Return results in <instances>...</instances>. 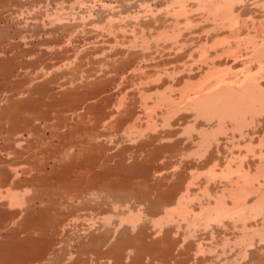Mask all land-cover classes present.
Wrapping results in <instances>:
<instances>
[{"label":"rangeland","instance_id":"rangeland-1","mask_svg":"<svg viewBox=\"0 0 264 264\" xmlns=\"http://www.w3.org/2000/svg\"><path fill=\"white\" fill-rule=\"evenodd\" d=\"M237 1L228 3L237 14L229 26L199 0H0V264H264V207L201 221L199 206L217 193L225 206L237 203L224 165L207 162L203 115L186 99L215 80L211 63L237 67L226 76L243 62L257 71L245 33L261 36L255 18L264 1ZM221 138L208 140L220 158L229 149ZM163 209L173 210L169 219L155 221ZM40 222L48 223L47 239L28 231ZM96 235L108 236L101 248L109 252L126 236L146 242L119 248L116 260L89 253L84 243Z\"/></svg>","mask_w":264,"mask_h":264},{"label":"bare ground","instance_id":"bare-ground-1","mask_svg":"<svg viewBox=\"0 0 264 264\" xmlns=\"http://www.w3.org/2000/svg\"><path fill=\"white\" fill-rule=\"evenodd\" d=\"M195 1V0H194ZM201 2V4L203 5H206L208 6V8L210 7V9H216V10H221L222 11V15L223 16H226L228 17L229 21H227V23H229V26L230 24L232 25L233 23L232 22H237V14L236 15H233V12L234 10H232V8L229 6L230 4V1L232 0H199ZM240 1V0H239ZM237 1V3L239 2ZM254 1V0H253ZM257 1V0H256ZM255 1V2H256ZM264 1V0H263ZM262 1V3H263ZM199 2V4H200ZM229 3V4H228ZM135 4V3H134ZM192 4V2H191ZM234 4V3H233ZM139 5V4H138ZM201 5V6H202ZM132 6V5H131ZM130 6V7H131ZM181 6V5H180ZM199 6V5H198ZM241 6V5H239ZM264 6V4H263ZM127 7V5H126ZM137 7V5H136ZM135 7V8H136ZM133 8V7H132ZM145 8V7H144ZM143 8V9H144ZM187 8V7H186ZM263 8V7H262ZM128 9V8H127ZM178 9V8H177ZM176 9V10H177ZM181 9L183 10V6H181ZM191 9V8H190ZM175 10V11H176ZM180 9H178L179 11ZM192 10V9H191ZM215 10V12H216ZM260 10V9H259ZM174 11V12H175ZM190 11V10H189ZM211 11V10H210ZM241 11V10H240ZM262 11V10H261ZM264 11V10H263ZM177 12V11H176ZM186 12V11H185ZM212 12V11H211ZM220 12V11H219ZM138 13V12H137ZM153 13V12H152ZM167 13V12H166ZM182 13V12H180ZM237 13V12H236ZM189 14V13H188ZM192 14V13H191ZM221 14V13H220ZM239 14V13H238ZM251 14V13H250ZM185 14H183L184 16ZM208 15V13H207ZM201 16V15H200ZM219 16V15H218ZM239 16V15H238ZM252 16V15H251ZM153 17V16H152ZM188 17V16H187ZM207 17V16H206ZM222 17V16H221ZM224 17V19L226 18ZM253 17V16H252ZM255 17V16H254ZM186 18V17H185ZM240 18V17H239ZM247 18V17H246ZM163 19V18H162ZM176 19V18H175ZM189 19V18H188ZM187 19V20H188ZM196 19V18H195ZM222 19V18H221ZM242 19V17H241ZM248 19V18H247ZM252 19V18H251ZM256 19V23H257V26L258 28L260 27V29L263 31H261V38L258 36V37H255V35L253 36L252 34L250 33H245L249 36V39L251 40L252 42V49L249 53V55H247V60H250L251 61L254 59L256 61V64L257 66L255 68H258L257 71H253L254 68H251V66L247 63L245 64V62H243L242 64V69L240 70L239 73H241L239 75H235V76H232L234 74H229V76H226L228 70L232 71L233 67L235 68V70L237 69V67H235V65H231V63H229V65H224L222 69H220V67L217 69L216 66L214 67V65L211 63V65L208 67L207 66V69H210L209 71L211 72L210 76H213L215 77V80H213V82H211V84L209 86L206 87L205 85V89L203 90H198V91H195L193 92V94L189 95L187 99V103L188 105L190 104V106L192 105L194 108V111L197 110V113L196 115L200 114V115H203V119H202V122L200 121V123L198 124L200 127L198 128H201V132H200V135H201V139H200V142H199V145L200 143L202 142V146L204 147V149H202V151H204V153H207L208 154V159H207V162L210 163V161H212L211 163H213L214 165L219 162V165H224V168L226 169V171H222V175L223 177H225V179H227L228 181V185L231 186L230 188V192L229 194L232 195V198L234 197V199L236 198V200L234 201L235 203H237L236 205H230V206H225L224 204V201L222 202L221 199H219L220 197L217 196V193L212 199H213V204L212 205H205L203 206L202 204L199 206L200 207V214H201V218L204 222L205 221H208L209 219H217V217L219 216H222L223 215H228V214H250V213H255L256 214V211L261 209H263L264 207V74L261 73V76L260 75H257L258 77L255 76V74L259 71V69L262 67L263 62H264V13H262V15L260 14V17L258 18H255ZM253 18V20H255ZM194 20V19H193ZM192 20V22H193ZM203 20V19H202ZM208 20V19H207ZM252 20V21H253ZM179 21V20H178ZM220 21V20H219ZM222 21V20H221ZM224 21V20H223ZM243 21V20H242ZM246 21V20H245ZM248 21V20H247ZM164 22V21H163ZM176 22V21H175ZM174 22V23H175ZM215 22V21H213ZM231 22V23H230ZM160 23V22H159ZM172 23V22H171ZM177 23V22H176ZM150 24V23H149ZM167 24V23H166ZM178 24V23H177ZM209 24V23H208ZM217 24V23H216ZM225 24V23H224ZM242 24V23H241ZM240 24V25H241ZM255 24V23H254ZM135 25V24H134ZM215 25V23H214ZM218 25V24H217ZM223 25V24H222ZM239 25V26H240ZM243 25V24H242ZM241 25V26H242ZM247 25V24H246ZM150 26V25H149ZM229 26H226L228 28H230ZM245 26V23L244 25ZM242 26V27H243ZM152 27V26H151ZM213 27V26H212ZM225 27V26H224ZM248 27V26H247ZM168 28V27H167ZM238 28V31H239V28L240 27H237ZM237 28H235L234 30H231L229 32V35L230 37L232 36V34L235 36V32L237 30ZM255 28V27H253ZM252 28V29H253ZM207 29V28H206ZM213 29H215L213 27ZM249 29V28H248ZM256 29V28H255ZM166 31V29H165ZM238 31L236 33H238ZM255 31V30H254ZM169 32V31H167ZM243 32V31H242ZM241 32V33H242ZM203 33V32H202ZM231 33V34H230ZM168 34V33H167ZM172 34V33H171ZM175 35V34H174ZM228 35V36H229ZM239 35V34H238ZM237 36V35H236ZM240 36V35H239ZM238 36V37H239ZM257 36V35H256ZM194 37V36H192ZM255 37V38H254ZM235 38V37H233ZM256 38H259V40H257ZM189 40V39H188ZM187 40V41H188ZM215 40V39H214ZM225 40V39H224ZM238 39H236L237 41ZM193 41V40H192ZM191 41V42H192ZM202 41V40H201ZM196 42V41H195ZM232 42V41H231ZM239 43V41H238ZM237 43V44H238ZM174 44V43H173ZM176 44V43H175ZM192 44V43H190ZM201 44V43H200ZM172 45V44H171ZM182 46V44H180ZM203 45V44H201ZM227 45V44H226ZM162 46V45H161ZM184 46V45H183ZM199 46V44H198ZM205 46V45H204ZM231 45H227L228 48H230ZM235 46V45H234ZM222 47V46H221ZM226 47V48H227ZM199 48V47H197ZM215 48V47H214ZM224 48V49H226ZM160 49V48H159ZM231 49V48H230ZM169 50V49H168ZM179 50V49H178ZM196 50V49H195ZM201 50V49H200ZM233 50H235L233 48ZM232 50V51H233ZM176 51V50H175ZM194 51V49H193ZM204 51V50H202ZM215 51V50H214ZM231 51V50H229ZM216 52V51H215ZM228 52V51H227ZM249 52V51H248ZM184 53V52H183ZM182 53V54H183ZM191 53V52H190ZM201 53V52H200ZM203 53L202 52V56H203ZM218 53V52H217ZM216 53V54H217ZM223 52L221 53H218L217 55L219 54H222ZM225 53V51H224ZM229 53V52H228ZM171 54V53H170ZM181 54V53H180ZM181 54V55H182ZM206 54V53H205ZM204 54V55H205ZM215 54V55H216ZM236 54V53H235ZM148 55V54H147ZM185 55V54H184ZM228 55V54H227ZM169 56V55H168ZM184 57V56H183ZM182 57V58H183ZM221 57V55L219 56ZM245 57V56H244ZM174 58V57H173ZM211 58H213V56H211ZM215 58H218L215 57ZM214 58V59H215ZM233 58V57H231ZM208 60V59H207ZM211 60V59H210ZM218 62V60H216ZM220 61V59H219ZM228 61V60H227ZM226 61V62H227ZM248 62V61H246ZM250 62V61H249ZM179 63V62H178ZM216 63V62H215ZM252 63V62H250ZM164 64V63H163ZM183 64V63H182ZM181 64V65H182ZM190 64V63H189ZM209 64V63H208ZM207 64V65H208ZM255 65V64H254ZM206 66V65H205ZM171 68V67H170ZM164 69V67H163ZM227 70V71H226ZM238 70V69H237ZM165 71V70H164ZM173 71V70H172ZM189 71V70H188ZM207 71V70H206ZM192 72V71H191ZM263 72V71H261ZM231 73V72H230ZM235 73V72H233ZM237 73V72H236ZM235 73V74H236ZM260 73V72H259ZM205 74V73H204ZM207 75L209 74L206 73ZM196 75V74H195ZM206 75V77H207ZM231 75V76H230ZM203 76V75H202ZM189 78V77H188ZM205 78V77H204ZM203 78V80H204ZM209 78V76H208ZM212 77H210L211 79ZM206 80V79H205ZM208 82V80H207ZM199 83V81L197 82ZM208 84V83H207ZM204 86V85H203ZM181 94V93H180ZM92 98V97H91ZM169 98V97H168ZM87 100V99H86ZM180 101V100H179ZM183 104V103H182ZM77 107V105H76ZM170 107V106H169ZM172 107V106H171ZM172 109V108H171ZM174 109V108H173ZM196 109V110H195ZM167 111H170V110H167ZM166 111V112H167ZM191 111V110H190ZM193 111V110H192ZM195 119V118H194ZM188 121V120H187ZM195 122V121H194ZM193 122V123H194ZM193 125V124H191ZM244 126H249L248 128L246 127L245 129H243ZM188 128V127H187ZM194 130V129H193ZM230 131V134L227 135V133ZM234 131L237 133H234ZM197 133H199V131L197 130ZM174 134V133H173ZM181 134V133H180ZM195 134V133H194ZM193 135V134H192ZM198 135V134H197ZM196 135V139H199V137ZM223 136V138H225V141H224V145H223V148L225 147V149L229 148L226 152L227 155H223L225 156L224 158H220V156L215 153L211 147H209V143L211 142H208L209 138L210 137H213V139L217 136L220 137ZM170 136V135H169ZM235 136H237L235 138ZM221 138V139H223ZM193 139V138H192ZM212 139V138H211ZM218 139V138H217ZM220 139V140H221ZM179 140V139H178ZM196 141V140H195ZM216 141V140H215ZM197 142V145H198V141ZM204 142H208V144L204 143ZM223 142V140H222ZM219 143V142H217ZM244 146V147H243ZM199 147V146H197ZM196 147V148H197ZM240 147H243V150L240 148ZM244 148H245V151H244ZM201 149V147H200ZM169 150V149H168ZM199 150V149H197ZM197 152V151H196ZM218 152V151H217ZM225 153V152H224ZM183 154V153H182ZM198 154H201V152L199 151ZM205 156V154H204ZM203 156V157H204ZM249 156V157H247ZM202 157V158H203ZM206 159V158H205ZM204 160V159H203ZM231 163L234 164V167L231 166ZM212 176L214 175L213 172H210L209 173V176ZM259 177H261L260 180H262V182L259 183V181L257 180ZM256 181V182H255ZM254 182V183H253ZM178 186V185H177ZM178 191V190H177ZM213 191V190H212ZM217 191V190H216ZM171 192V191H170ZM222 192V190H221ZM250 192V193H249ZM185 193V191H184ZM216 193V192H215ZM252 193V195H251ZM14 194V193H13ZM12 194V195H13ZM179 194V193H178ZM221 194V193H220ZM250 194L252 196V202L250 203H247V201H243L245 198L243 196H248ZM11 195V194H10ZM14 196V195H13ZM12 196V197H13ZM11 197V196H10ZM242 197V198H241ZM184 195L183 193L177 198V200L175 201V207H173L174 211L175 210H179L178 212L180 213L181 210H183V208L185 207V205L183 206L184 204ZM223 198V197H221ZM13 199V198H12ZM14 199H16L14 197ZM219 199V200H217ZM173 200V199H172ZM239 200V202H238ZM169 201V200H168ZM182 201H183V204H182ZM233 202V203H234ZM23 203V202H21ZM210 203V202H208ZM28 208V207H27ZM172 209V208H171ZM171 209H163L161 210V215L159 217H157L156 219H154L155 221L159 222V221H166L168 218V215H170L172 211H170ZM261 209V210H262ZM185 210V208H184ZM183 210V211H184ZM260 210V211H261ZM186 211V210H185ZM171 212V213H170ZM258 212V211H257ZM130 214V213H129ZM199 215V214H198ZM197 215V216H198ZM239 216V215H238ZM254 216V215H253ZM133 217V216H132ZM244 217V216H242ZM46 218V217H45ZM55 218V217H54ZM221 217H219L220 219ZM254 218V217H252ZM250 218L249 221L252 219ZM214 219V220H215ZM248 219V218H247ZM195 220V219H194ZM228 220V219H227ZM237 220V219H236ZM243 220V219H242ZM263 220V219H262ZM44 221V220H43ZM210 221V220H209ZM233 221V220H232ZM248 221V220H247ZM190 222V221H188ZM218 222V221H217ZM252 222V221H251ZM47 223V222H46ZM56 223V222H55ZM60 223V221H59ZM156 223V222H155ZM203 223V222H202ZM242 223V221H241ZM263 223V222H262ZM261 223V224H262ZM48 224V223H47ZM47 224H44L43 223H35L33 225H31L30 227H28V231L31 232V231H35L37 230L39 232L40 235H38L36 233V236H35V233H30L31 235L34 234V237H38L39 236H43L42 239H44L48 236H50L51 234L49 233L48 231V228H47ZM167 224V223H166ZM188 224V223H187ZM193 224V223H192ZM204 224V223H203ZM60 225V224H59ZM243 225V224H242ZM257 225V224H256ZM205 226V225H204ZM208 226V224H207ZM167 230L169 231V229L171 230L172 228H169L166 227ZM205 228V227H204ZM243 228V227H242ZM245 228V227H244ZM250 228V227H249ZM264 228V227H263ZM216 229H219L216 227ZM239 229V228H238ZM31 230V231H30ZM68 230V229H67ZM83 230V229H82ZM165 229V231H167ZM221 230V229H220ZM36 231V232H37ZM59 231V230H58ZM75 231V230H74ZM86 231V230H85ZM172 231V230H171ZM219 231V230H217ZM229 231V230H228ZM260 231V230H258ZM264 231V229H263ZM57 232V231H55ZM60 232V231H59ZM76 232V231H75ZM79 232V231H77ZM215 232V231H214ZM27 233V232H26ZM166 233V236H168V240H169V233L165 232ZM246 233V232H245ZM204 234V233H203ZM250 234V233H249ZM263 234V233H262ZM29 235V233L27 234ZM30 235V236H31ZM68 235V234H67ZM78 235V234H77ZM129 235V234H128ZM138 235V234H137ZM142 235V233H141ZM165 235V234H164ZM240 235V234H239ZM73 235H71L72 237ZM97 236V235H96ZM104 236V235H102ZM126 236V235H125ZM132 236V235H131ZM130 236V237H131ZM166 236H164L166 238ZM222 236V235H221ZM254 236V235H253ZM33 237V236H32ZM31 237V238H32ZM68 237V236H67ZM95 237V236H94ZM107 237L106 236V240H107ZM126 241L125 239L123 244L119 246V248L121 250L124 251V249L126 250L130 245L129 243L132 241L131 238L129 236H126ZM129 237V238H128ZM133 237V236H132ZM140 236H138V239H136V237L132 238L136 241V243H138L139 239H141V237L139 238ZM239 237V236H238ZM241 237V236H240ZM243 237V235H242ZM246 237V235H245ZM249 237V236H247ZM251 237V236H250ZM26 239V236L24 237ZM30 238V239H31ZM66 238V237H65ZM64 238V239H65ZM92 237H90L91 239ZM124 238V237H122ZM143 240H144V235H143ZM163 238V237H162ZM162 239L164 240L163 242H167L166 239ZM244 238V237H243ZM29 239V238H28ZM33 239V238H32ZM35 239V238H34ZM37 239V238H36ZM48 238V246H49V249L47 248V250L49 251L50 250V246H53L52 245V239ZM54 239V238H53ZM74 239V238H73ZM104 238H101V235H100V238H95L93 240H89L88 244L87 243H84L85 244V247L86 249L92 253H95L96 256H104V257H107L106 255L110 254L112 257L120 259V249L118 248V246H116L118 249H114V247H112V251L109 252V250H103L101 247L107 242L105 241V243L103 242L105 240ZM172 239V238H171ZM224 239V238H223ZM238 239V238H237ZM58 240V239H57ZM62 240V239H61ZM68 240V239H67ZM66 240V241H67ZM117 240V239H116ZM120 240V239H119ZM133 240V241H134ZM173 240V239H172ZM177 240V239H176ZM175 240V241H176ZM203 240V239H202ZM241 240V239H240ZM245 241V239H243ZM262 240V239H261ZM30 241V240H29ZM45 241V240H44ZM65 242V240H63ZM132 241V242H133ZM134 241V242H135ZM142 241V240H140ZM139 241V243H140ZM145 241V240H144ZM142 241V242H144ZM161 241V240H160ZM170 241V240H169ZM174 241V240H173ZM174 241V243H175ZM178 241H180L178 239ZM177 241V242H178ZM211 241V240H210ZM239 241V240H238ZM237 241V242H238ZM254 241V240H253ZM26 242V240H25ZM58 242V241H57ZM68 242V241H67ZM77 242V241H76ZM122 242V241H121ZM128 242V243H127ZM131 242V243H132ZM133 242V244H134ZM146 242V241H145ZM166 246L167 247H170V242L166 243ZM175 243V244H178V243ZM204 242V241H202ZM227 242V241H226ZM236 242V243H237ZM259 242V241H258ZM31 243V242H30ZM46 243V242H45ZM159 243V242H158ZM172 243V241H171ZM174 243H173V246H174ZM246 243V242H245ZM250 243V241H249ZM248 243V245H249ZM54 244V243H53ZM147 244V243H146ZM145 244V245H146ZM169 244V246L167 245ZM189 244V243H188ZM239 244V243H238ZM20 245V244H19ZM28 245V244H27ZM44 245V244H43ZM69 245V243H68ZM82 245V244H81ZM80 245V246H81ZM102 245V246H101ZM110 245V244H109ZM106 247V248H109L110 247ZM138 245V244H137ZM142 245L144 246V243H142ZM141 245V246H142ZM149 245V247H148ZM152 245V244H151ZM157 243L154 244V249L157 248L156 247ZM182 245V244H181ZM186 245V244H185ZM194 245V244H193ZM197 245V244H196ZM240 245V244H239ZM244 245V244H243ZM243 245L241 247H243ZM247 245V246H248ZM46 246V247H48ZM55 246V245H54ZM65 246V245H64ZM105 246V245H104ZM103 246V247H104ZM112 246H115V245H112ZM136 246V245H135ZM140 246V245H139ZM134 247L136 249H138V247ZM140 246V247H141ZM159 246V244H158ZM160 246L161 248L163 247L162 246V241L160 243ZM172 246V245H171ZM201 246V245H200ZM238 246V245H237ZM82 247L84 248V245H82ZM115 247V248H116ZM139 247V249H140ZM165 247V248H167ZM185 247V246H184ZM199 247V246H197ZM208 247V246H207ZM206 247V248H207ZM240 247V246H239ZM249 247V246H248ZM53 247H51L52 249ZM134 248H130L131 249H134ZM144 248V249H143ZM150 248V244H147L146 247H141V249H143L141 251L140 249V252H146L147 249ZM172 248V247H171ZM170 248V249H171ZM204 248V247H203ZM237 248V247H236ZM45 249V248H44ZM138 249V250H139ZM159 249V248H158ZM164 249V247H163ZM169 249V248H167ZM186 249V248H185ZM240 250V253L243 251V248H239ZM251 249V248H250ZM249 249V250H250ZM54 250V249H53ZM57 250V249H56ZM82 250V249H81ZM80 250V251H81ZM85 250V249H84ZM129 250V248H128ZM166 251V249H164ZM173 250V248H172ZM172 250H168L169 252H171ZM182 250V249H181ZM197 250V249H196ZM252 250V249H251ZM250 250V251H251ZM46 251V250H45ZM52 251V250H51ZM87 251V252H88ZM117 251L119 253H117ZM121 251V253L123 252ZM132 251V250H131ZM134 251L136 252L137 250L134 249ZM149 250H147L146 253H148ZM184 251V250H183ZM203 251V250H202ZM55 252V251H54ZM150 252V251H149ZM195 252V251H194ZM205 252V251H204ZM50 253V252H49ZM59 253V252H58ZM57 253V254H58ZM66 253V252H65ZM75 253V252H74ZM78 253V252H76ZM81 253V252H80ZM200 253V252H199ZM244 253V252H243ZM68 254V253H67ZM116 254H119V256L115 257ZM123 254V253H122ZM137 254V252H136ZM159 254V253H158ZM173 253L171 252L169 255H172ZM177 254V253H176ZM246 254V253H245ZM251 254V253H250ZM263 254V253H262ZM60 255V254H59ZM80 255V254H79ZM78 255V256H79ZM141 254L138 253V257H140ZM167 255V254H166ZM181 255V253H180ZM179 255V256H180ZM186 255V254H185ZM184 255V256H185ZM195 255V254H194ZM240 255V254H239ZM71 256V255H70ZM81 256V255H80ZM178 256V257H179ZM201 256V255H200ZM199 256V257H200ZM210 256V255H209ZM241 256H244V255H241ZM82 257V256H81ZM85 257V256H84ZM137 257V258H138ZM169 257V256H168ZM136 260L139 262L141 260V258L137 259ZM78 259V258H77ZM81 259V258H80ZM170 260V258H168ZM176 259V258H175ZM235 259V258H234ZM254 259V258H253ZM76 260V259H75ZM79 260V259H78ZM52 261V260H51ZM56 261V260H55ZM55 261H52L54 264ZM122 261V260H121ZM136 261V262H137ZM183 261L182 260V264H183ZM194 261V260H193ZM236 261V259H235ZM72 262V261H71ZM75 263H77L76 261H74ZM135 262V263H136ZM141 262V261H140ZM178 262V260H177ZM187 262V261H186ZM185 262V263H186ZM224 262V261H223ZM59 263V262H58ZM126 263V262H125ZM134 263V262H133ZM207 263V262H206ZM216 263V262H215ZM245 263V262H244ZM79 264V263H78ZM235 264V262H234Z\"/></svg>","mask_w":264,"mask_h":264}]
</instances>
